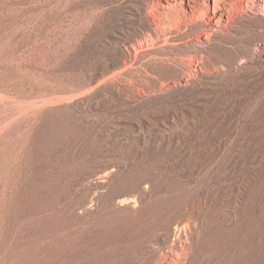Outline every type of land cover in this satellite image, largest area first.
<instances>
[{
    "label": "rangeland",
    "instance_id": "obj_1",
    "mask_svg": "<svg viewBox=\"0 0 264 264\" xmlns=\"http://www.w3.org/2000/svg\"><path fill=\"white\" fill-rule=\"evenodd\" d=\"M0 264H264V0H0Z\"/></svg>",
    "mask_w": 264,
    "mask_h": 264
},
{
    "label": "bare ground",
    "instance_id": "obj_2",
    "mask_svg": "<svg viewBox=\"0 0 264 264\" xmlns=\"http://www.w3.org/2000/svg\"><path fill=\"white\" fill-rule=\"evenodd\" d=\"M192 2V1H191ZM195 7V6H194ZM161 10H163V9H161ZM158 11V19L159 18H162V20H159L158 22L160 23V21L162 22H164V17H165V19H169V15H171V20L172 19H174V18H176V16H177V18H179L178 16L180 15V12H176L175 11V14L174 13H172V14H168L170 11H168V12H166L167 13V15H166V13L164 12V10L161 12V11H159V10H157ZM173 11V10H172ZM178 11V10H177ZM165 13V14H164ZM154 15V14H153ZM162 15H163V17H162ZM148 16V15H147ZM167 17V18H166ZM195 18V17H194ZM197 18V17H196ZM196 18L194 19V20H191L190 21V25H192V26H194L195 28H202V25H203V23L204 22H202V21H200V20H196ZM193 19V18H192ZM199 19V18H198ZM162 22V23H163ZM176 22V21H175ZM178 22V21H177ZM189 23V22H188ZM158 24V23H157ZM168 24V23H167ZM177 24V23H176ZM160 26H161V24H160ZM165 26V25H164ZM168 26V25H167ZM156 28V27H155ZM155 30V29H154ZM170 30V29H169ZM168 31V30H167ZM167 31H166V33H167ZM155 32V34H156V31H154ZM165 32V31H164ZM165 42H167V41H165ZM173 42V41H172ZM171 43V42H170ZM169 43V45H171L170 47H176L177 46V44H173V43H171L170 44ZM175 43V42H174ZM157 46H159V47H161V45H157ZM163 46H164V44H163ZM166 46V45H165ZM162 48H164V47H162ZM159 50H161L160 48H158ZM157 49V50H158ZM104 181V180H103ZM102 182V181H101ZM130 198V197H129ZM129 198H128V200H126V201H121V200H118L119 202L117 203V204H119V205H122L123 203H128L129 204V202L131 201V199L129 200ZM134 198V197H133ZM151 220V219H150ZM154 220V219H153ZM152 221V220H151ZM183 225V224H182ZM174 228H176V226L174 227ZM178 228H180V227H178ZM172 230V229H171ZM174 231V230H173ZM179 233H178V237L180 238V236L183 234V232H184V227L182 228H180L179 230H177ZM166 233V232H165ZM177 237V236H176ZM174 239H175V236H174ZM174 241V240H173ZM180 241V240H179ZM174 243V242H173ZM170 245V244H169Z\"/></svg>",
    "mask_w": 264,
    "mask_h": 264
}]
</instances>
